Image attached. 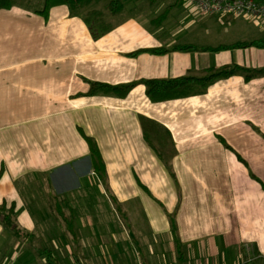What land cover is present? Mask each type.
<instances>
[{"label":"crops","instance_id":"crops-1","mask_svg":"<svg viewBox=\"0 0 264 264\" xmlns=\"http://www.w3.org/2000/svg\"><path fill=\"white\" fill-rule=\"evenodd\" d=\"M149 1L153 15L134 20L124 2L120 14H127L111 17L112 29L98 37L65 6L46 19L0 11V206L28 230L52 212L69 233L63 214L70 235L83 242L86 228L124 219L129 242L139 244L134 264H264V74L235 75L202 95L159 103L142 84L125 98L85 95L90 82L124 86L199 78L226 66L264 69V49L206 51L264 38V22L232 17L253 38L211 45L210 32L204 41L194 35L200 17L183 1ZM212 19L219 20L200 21ZM184 46L198 49L174 50ZM158 49L166 52L129 56ZM141 118L170 134L169 161L143 138ZM85 137L99 149L103 180ZM4 229L0 223V241ZM111 234L110 243L123 241Z\"/></svg>","mask_w":264,"mask_h":264},{"label":"trees","instance_id":"trees-1","mask_svg":"<svg viewBox=\"0 0 264 264\" xmlns=\"http://www.w3.org/2000/svg\"><path fill=\"white\" fill-rule=\"evenodd\" d=\"M100 0H0V11L10 10L12 8H20L34 14H37L44 19L48 17L50 10L54 7L65 6L71 14L80 15L91 31L94 37H98L109 32L112 29V23L107 20V17H115L119 15L124 9V0H109L105 5V11L91 9L89 7L92 3ZM153 1V0H152ZM108 15V16H107ZM264 49V38L254 41H246L232 44L230 46H221L216 49H206V51H225L235 49L247 48ZM198 48L192 46L175 47L174 50L186 51L197 50ZM166 50H139L130 57H135L141 53L163 54ZM264 74V69L249 70L238 66H226L220 69H210L203 77L184 76L168 80H144L138 83H131L124 86H111L105 83L90 82L89 90L86 96H113L118 98H125L128 93L138 84L145 87L147 98L152 103H159L168 100L181 99L196 95H202L206 92L208 87L214 82L227 79L235 75H241L246 81ZM143 138L149 144L155 154L167 162L172 157L170 150V134L159 124L146 118L140 119ZM90 152V159L92 167L97 176L103 180L105 177L104 164L102 162L99 149L95 142L88 137H85ZM60 214V213H59ZM13 210H5L0 206V223L4 224V228L13 233L14 236L22 238L24 241L28 235L22 233L13 223L11 216ZM66 224V228L70 234L74 235L71 221L60 214ZM47 257V264H56V259H53L50 252L43 251Z\"/></svg>","mask_w":264,"mask_h":264},{"label":"rangeland","instance_id":"rangeland-1","mask_svg":"<svg viewBox=\"0 0 264 264\" xmlns=\"http://www.w3.org/2000/svg\"><path fill=\"white\" fill-rule=\"evenodd\" d=\"M109 0H100L92 3L89 10L105 11V5ZM182 1V0H181ZM125 10L132 8L131 17L134 20L146 19L149 15L156 12L149 0H124ZM184 6L197 19L194 35H198L197 39L202 40L203 34L210 32L206 43L211 45L232 43L233 39H249L252 37L250 26L244 23L234 22V18L229 17L231 24L224 22L225 18L212 19V21H200L202 17L207 18L198 12V10L188 1H183ZM122 14H127L126 11ZM117 16V19L122 17ZM108 16V15H107ZM110 18V19H109ZM107 20L113 24L115 19L107 17ZM207 20V19H206ZM234 22V23H233ZM233 23V24H232ZM205 24V25H204ZM243 28V29H242ZM248 28V29H247ZM252 32V33H251ZM197 40L198 42H200ZM26 213H29L26 211ZM48 216L46 221L41 220L37 226L28 230V227L17 225L21 232L28 233L27 243L22 246V238L14 236L9 230L4 229L6 233L0 241V255L2 262L0 264H47V257L43 254L44 250L50 252L56 264H134L132 257L138 252L139 244H131L129 241L132 233L124 219L120 220V224L112 223L108 226V221H100L86 228L90 237L88 241L77 240L76 236H71L64 228L63 222L55 217L52 212H43ZM51 214L53 217H51ZM109 214V213H108ZM50 215V217H49ZM110 215V214H109ZM111 217V216H110ZM112 217L110 218L111 222ZM16 223V222H15ZM114 232L116 240L122 238V242L116 244L110 243L111 233ZM13 238V239H12ZM21 245V247H20ZM109 246L114 247L115 252L111 253ZM20 247V249H19Z\"/></svg>","mask_w":264,"mask_h":264},{"label":"built area","instance_id":"built-area-1","mask_svg":"<svg viewBox=\"0 0 264 264\" xmlns=\"http://www.w3.org/2000/svg\"><path fill=\"white\" fill-rule=\"evenodd\" d=\"M188 1L199 13L209 18L244 17L264 22V0H182ZM244 249L250 253L251 246Z\"/></svg>","mask_w":264,"mask_h":264}]
</instances>
